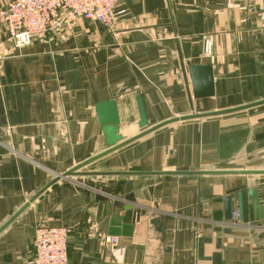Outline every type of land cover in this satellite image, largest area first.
Segmentation results:
<instances>
[{
	"label": "crops",
	"instance_id": "crops-1",
	"mask_svg": "<svg viewBox=\"0 0 264 264\" xmlns=\"http://www.w3.org/2000/svg\"><path fill=\"white\" fill-rule=\"evenodd\" d=\"M116 9L124 12L109 28L77 18L22 47L0 24V226L107 148L95 109L103 100L115 101L118 133L130 138L142 130L138 97L153 126L263 96L264 0H117ZM191 65L211 66L212 96H192ZM235 113L169 123L80 169L101 174L59 178L0 231V264H28L38 225L68 228L67 264H264V220L248 194L264 202V174L140 173L264 170V126L216 145L212 124H197ZM233 146L255 159L225 167ZM233 188L242 217L234 193L228 221ZM127 203L140 216L112 244L110 219Z\"/></svg>",
	"mask_w": 264,
	"mask_h": 264
},
{
	"label": "water",
	"instance_id": "water-1",
	"mask_svg": "<svg viewBox=\"0 0 264 264\" xmlns=\"http://www.w3.org/2000/svg\"><path fill=\"white\" fill-rule=\"evenodd\" d=\"M192 96L194 98H203L209 97L214 94V79L212 74V68L210 65H191L188 67ZM138 101V110H139V122L138 126L142 129L136 135L130 138H123L118 133V113L115 101L113 99H107L96 104L95 109L97 112V116L99 122L102 126V133L105 136V142L107 144V148L102 150L101 152L87 158L83 162L75 165L70 168L66 172L56 175L48 184H46L39 192L44 191L48 186H50L53 182L58 180L59 178H67L69 176L79 175V174H101L102 172H81L80 169L85 167L86 165L106 156L107 154L141 138L142 136L153 132L154 130L159 129L160 127L167 125L176 121H186L193 119H201L212 116H219L224 114H230L235 112H240L244 110H248L251 108H255L257 106H261L264 104V98L259 99L253 102H249L246 104L233 106L229 108H224L220 110H213L207 112H198L191 113L187 115H182L179 117H173L166 120H163L153 126H147V119L145 110L141 101V98H137ZM140 173H148V174H159L164 175L166 178L172 174H264V170H210V171H187V172H140ZM237 194V205H238V213L239 217H242V193L239 191V188H233L226 191L225 196L223 198L224 202V218L226 220L232 219V210H231V196L232 194ZM34 195L28 202H26L15 214H13L9 220H7L2 226H0V231L6 227L21 211H23L30 202H32L35 197L38 195ZM249 198L254 202V213L258 220H264V202L260 203L257 195V191L255 188H251L248 190ZM132 197V196H131ZM133 202L132 199H128ZM140 216V210L138 208H132L131 203H127L124 206V213L122 215L113 216L109 222V235L112 237L116 236H130L132 233V227L136 220H138ZM152 224L155 225L156 229L163 235L164 227L162 224H158L157 220H152Z\"/></svg>",
	"mask_w": 264,
	"mask_h": 264
},
{
	"label": "built area",
	"instance_id": "built-area-1",
	"mask_svg": "<svg viewBox=\"0 0 264 264\" xmlns=\"http://www.w3.org/2000/svg\"><path fill=\"white\" fill-rule=\"evenodd\" d=\"M117 0H8L0 6V24L15 46L22 47L34 39H43L56 28L85 18L104 27L114 25L124 12L116 9ZM210 42L204 51L210 53ZM68 228L38 225L34 229V254L28 264H67ZM116 237L110 242L115 244Z\"/></svg>",
	"mask_w": 264,
	"mask_h": 264
},
{
	"label": "rangeland",
	"instance_id": "rangeland-1",
	"mask_svg": "<svg viewBox=\"0 0 264 264\" xmlns=\"http://www.w3.org/2000/svg\"><path fill=\"white\" fill-rule=\"evenodd\" d=\"M211 47V44H210ZM204 53L208 56L211 53V49H210V53H206L204 51ZM259 85V82L256 83V86ZM234 93V92H233ZM264 98V94L262 96V94L256 93L253 94L251 96H248L246 99L242 100L240 103H249L252 101H256L259 99H263ZM231 117H227L228 119H226V117H219V118H212L209 120H205V121H199L197 124H212V127H202L200 128V130L203 131V128L207 129V128H212L213 129V140L214 143H220V145L222 144V142H226V138H231L232 140H234V142H236L238 144V133H242L246 132L247 137H248V141L250 139V134H253V138H255V127L257 126H264V105L259 106L257 108H253L247 111H242V112H237L233 115H229ZM233 116V117H232ZM234 118V119H233ZM183 124V123H182ZM262 129H259V132ZM226 131L228 133L229 136H226ZM237 133V134H235ZM235 138L233 139L232 137ZM261 136V133L258 134V137ZM224 146H226V143L224 144ZM231 153H230V158L229 161H226V157L224 159V166L225 167H234V165H241V163H243L244 161V157L247 160H253L255 159V154L254 151L248 155H244L243 153H239L238 147L234 146L230 149ZM218 153H222V151H219ZM226 155V154H225ZM217 157H221V155L216 156ZM215 163V164H214ZM219 160H216L214 162H212L213 166H217L219 167L221 164L219 163ZM227 163V164H226ZM247 164L249 163V161L246 162ZM245 163V164H246ZM252 164H255L254 161H252Z\"/></svg>",
	"mask_w": 264,
	"mask_h": 264
}]
</instances>
